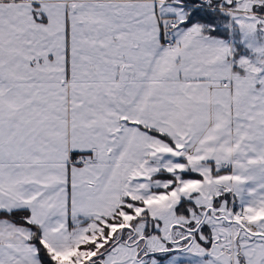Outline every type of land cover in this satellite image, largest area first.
I'll return each instance as SVG.
<instances>
[{
	"label": "snow or ice",
	"instance_id": "snow-or-ice-1",
	"mask_svg": "<svg viewBox=\"0 0 264 264\" xmlns=\"http://www.w3.org/2000/svg\"><path fill=\"white\" fill-rule=\"evenodd\" d=\"M264 0H0V264H264Z\"/></svg>",
	"mask_w": 264,
	"mask_h": 264
},
{
	"label": "crops",
	"instance_id": "crops-1",
	"mask_svg": "<svg viewBox=\"0 0 264 264\" xmlns=\"http://www.w3.org/2000/svg\"><path fill=\"white\" fill-rule=\"evenodd\" d=\"M261 215H264V214H259L258 213L256 217H253V219H259Z\"/></svg>",
	"mask_w": 264,
	"mask_h": 264
}]
</instances>
